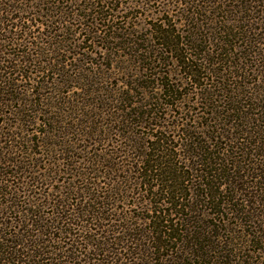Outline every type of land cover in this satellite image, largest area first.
<instances>
[{
    "label": "trees",
    "instance_id": "16d2710c",
    "mask_svg": "<svg viewBox=\"0 0 264 264\" xmlns=\"http://www.w3.org/2000/svg\"><path fill=\"white\" fill-rule=\"evenodd\" d=\"M111 1L0 0V264H264V0Z\"/></svg>",
    "mask_w": 264,
    "mask_h": 264
},
{
    "label": "rangeland",
    "instance_id": "374dc122",
    "mask_svg": "<svg viewBox=\"0 0 264 264\" xmlns=\"http://www.w3.org/2000/svg\"><path fill=\"white\" fill-rule=\"evenodd\" d=\"M84 1H88V0H84ZM129 0H122V1H120V0H114V1H111V3L112 4H119V2H121V3H123L124 5H126V3L128 2ZM135 1H137L138 3H141V4H143L144 6H149V7H152V9H158V6L160 5L159 3L161 2V3H164V1L163 0H158L157 2H149L148 0H135ZM119 7H120V4H119ZM137 11V13L138 12H141L142 10H140V9H138V10H136ZM110 13V12H109ZM163 18L164 17H167L168 18V15L165 13L163 16H162ZM122 21V19L121 18H118V21H116L117 23H118V25H120L121 26V22ZM126 21H132L131 22V24H125V25H127V27H125V29L126 30H135V31H140V32H142V33H148V25L149 24H151V23H154V22H156L154 19H152V18H150V17H146V18H144V19H141V20H135V19H132V20H130V19H126ZM37 22H40V18H36V21H32V22H26V21H24V22H22V23H24L23 24V26L24 27H32V29L33 30H35V31H38V30H40V27H44V26H41L40 24H36ZM14 24H16V22H13ZM133 23H136L137 24V27H132L133 26ZM13 24V25H14ZM76 28H78V29H81L82 27H77V26H75ZM94 49V51H96V55L95 56H92V54H90V56L89 57H95V60H97V61H101L102 60V58L101 57H103V54H104V52H103V50H100V49H95V48H91V50H93ZM89 51H90V49H89ZM80 52H82V51H80ZM94 60V61H95ZM117 80L119 81V80H121V77H115L114 79H112L111 81H110V83H111V85H114V86H116V83H117ZM105 85V84H104ZM132 212L134 213V214H139L140 212L138 211V209H132Z\"/></svg>",
    "mask_w": 264,
    "mask_h": 264
}]
</instances>
